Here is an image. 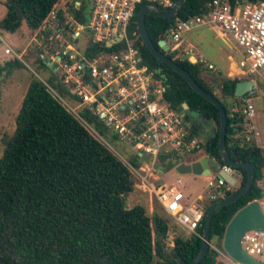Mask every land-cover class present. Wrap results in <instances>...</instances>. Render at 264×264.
Listing matches in <instances>:
<instances>
[{"label":"trees","instance_id":"trees-1","mask_svg":"<svg viewBox=\"0 0 264 264\" xmlns=\"http://www.w3.org/2000/svg\"><path fill=\"white\" fill-rule=\"evenodd\" d=\"M63 0H6V14L0 20V30L15 33L22 26L28 31L42 27L50 12ZM177 0H172L175 3ZM213 0H185L176 17L166 19L156 15L145 16V27L152 44L167 40L166 33L177 20L200 16L207 12ZM237 1V0H230ZM258 2L264 0H241ZM152 6L163 11L157 3L143 1L138 10ZM84 5L76 13L85 23ZM137 13L128 26L129 41L138 50L141 61L162 79L164 101L174 110L186 104L189 112L199 116L214 129L202 141V156L219 165L221 116L219 110L195 93L186 81L169 66L155 59L142 44L137 30ZM111 49L89 44V52H112ZM160 50V49H159ZM178 52L168 56L184 69L206 92L212 94L225 110L227 125L224 152L235 162L250 163L254 169V184L249 192L236 202L220 207L211 221L210 248L199 264H223L212 247L221 245L225 229L240 209L264 197L261 182L264 179L263 150L255 142L237 136L242 130L241 99L234 97L238 80L226 76L217 83L224 99L217 98L212 88L201 78L203 71H214L202 64L182 60ZM38 69L47 67L37 61ZM25 68L16 59L0 67V74L9 75L15 69ZM31 74V73H30ZM221 77V74L218 73ZM21 103V114L15 118L12 134L0 138V264H188L198 254L203 236L206 213L216 202L205 206L204 217L196 233L183 236L169 218L148 212L144 205L126 207V197L137 185L131 171L140 163L137 156L128 161L120 159L101 140L94 137L74 116L67 112L53 93L65 94L64 87L53 75L44 81L31 74ZM219 77L213 80H217ZM53 91H52V90ZM81 118L101 137L112 139L103 123L89 111ZM189 119L188 116L185 117ZM190 135L196 134L191 128ZM165 169L173 167L176 158L167 154ZM127 162V163H126ZM240 174L237 189L231 187L223 199L231 198L246 182L243 168H234ZM135 177V179H134ZM174 224V225H173ZM173 234L172 245L165 240Z\"/></svg>","mask_w":264,"mask_h":264},{"label":"built area","instance_id":"built-area-1","mask_svg":"<svg viewBox=\"0 0 264 264\" xmlns=\"http://www.w3.org/2000/svg\"><path fill=\"white\" fill-rule=\"evenodd\" d=\"M143 1L157 3L163 11L175 4L172 0H71L63 6H55L42 27L31 31L27 51L37 69V61L46 65L47 69L43 70L46 78L53 75L64 87L65 94L59 95L51 90L77 119L85 123L80 114L83 110L89 111L103 123L112 139L126 143L133 150L132 156L138 157L140 165L138 168L128 166L139 181L141 192L148 195L150 203L155 201L165 215L189 236L196 233L203 220L205 205L223 199L233 187L218 174L221 172L233 177L236 171L224 163L220 165L215 176L207 178L201 193L191 203L179 191V179L171 184L156 183L161 180L165 165L169 164L161 157L169 154L176 158L174 163H187L188 158L202 150L203 144L190 135L191 126L185 117L164 101L162 79L155 77L142 63L138 50L126 38L128 26ZM83 5L85 23L76 18ZM203 27H209L223 40L233 44L240 54L237 61L231 56L232 67L227 78L249 80L255 84V77L264 82V1L213 0L207 5L206 13L177 20L166 33V39L172 45L164 41L171 52L183 54L182 57L188 54L196 59V63L214 70L212 64L193 56V48L184 44L186 34ZM116 39L118 42L111 48L124 44L122 48L112 52H89V44L100 46ZM4 54L21 60V55L8 46ZM256 93L254 85L239 98L244 125L237 136L253 134L264 155V144H259L260 133L254 125L256 110L253 99ZM65 100L75 107L68 106ZM246 140H250L249 137ZM259 204L264 214V203ZM172 240L170 232L165 245L171 246ZM240 247L254 260L264 264L263 231L245 232ZM212 248L225 264H241L222 250Z\"/></svg>","mask_w":264,"mask_h":264},{"label":"rangeland","instance_id":"rangeland-1","mask_svg":"<svg viewBox=\"0 0 264 264\" xmlns=\"http://www.w3.org/2000/svg\"><path fill=\"white\" fill-rule=\"evenodd\" d=\"M5 1L6 0H0V20L6 14V8L4 6ZM69 1L71 0H63L59 6H63L64 3ZM130 33L131 32L127 29L126 38L128 40ZM31 36V32L28 31L25 26H22L13 34L0 30V67H2L5 62L13 59L12 56H7L4 54V50L7 46L10 47L16 54L21 55V60L19 61L25 66V68L15 69L9 75H5L4 72L0 74V138L3 134H12L15 130V118L21 109L23 97L32 78L31 74L40 80H45L46 78L45 73L35 67L28 54L27 46ZM184 39L196 48L195 50H191L195 57L198 59H205L207 63H210L215 67L214 71H203L201 73V78L212 88L213 93L217 98L224 99V96L222 95L217 83L220 81V78L225 77L224 73L227 69V57L231 55L233 56L234 61H237L240 59V54L234 48L233 44L223 40L209 27L193 30L186 34ZM166 41L168 44L172 45L169 43V40ZM218 73L221 74V77L218 75ZM217 77H219L217 80H213ZM253 79L257 89V93L253 99L256 110L254 125L256 126L257 131L260 133V144H264L262 138L264 136V82H261L255 77H253ZM58 100L64 109L77 119L75 114L72 113L59 98ZM65 102L71 108L75 107L70 103L69 100H65ZM77 120L95 137L91 130L92 127L87 122L83 123L79 119ZM208 131L209 127H203L197 134V139L203 141L208 134ZM242 135L243 134L239 136ZM243 136H246V134ZM246 137H249L250 141L255 142L253 134H248ZM102 139L103 140H99H101L120 159L128 161L132 157L133 150L126 143L115 141L109 137H102ZM1 154L2 147L0 146V156ZM202 155V152L199 151L193 157L199 158ZM188 160L189 158L187 159V162ZM211 170L212 174L215 176L216 171L213 168H211ZM233 176L236 177V173L233 174ZM178 178L181 180V186L178 187L179 191L183 192L185 195H190L191 199H193L200 192L201 188L205 186L207 181V177H197L192 174H173L171 176L168 175L167 177L160 176V179L166 184L175 183L176 179ZM240 178L241 177L238 178L237 183L233 186L234 189L239 187ZM136 180L137 179H135V181ZM261 187L264 189V179L261 182ZM260 201L264 202V197ZM125 202L127 208H131L134 205L140 204L144 205L148 212L155 211L156 213L165 216L162 209L156 204V202L153 201L150 203L148 195L141 192L138 180L134 191L126 197ZM166 219L169 220L167 217ZM176 228L178 233L185 237L188 236L183 229L178 226H176ZM218 248L224 252L221 245ZM218 260L219 262L225 264L221 258H218Z\"/></svg>","mask_w":264,"mask_h":264},{"label":"water","instance_id":"water-1","mask_svg":"<svg viewBox=\"0 0 264 264\" xmlns=\"http://www.w3.org/2000/svg\"><path fill=\"white\" fill-rule=\"evenodd\" d=\"M184 2L185 0H177L172 8L164 11H159L152 6H144L140 8L137 13V21H136L139 36L141 38L142 44L147 48L149 53L155 59H157L162 64L169 66L174 72L178 73L195 93L200 95L203 99H205L210 104L214 105L216 109L219 110L221 116V124H220V132H219L220 138H219L218 150L221 159L224 164L228 165L231 168L245 169L247 174V179L245 184L231 198L220 199L216 201L206 213L203 221V236H202V243L200 250L198 254L194 257V259H192V261L188 263V264H199L204 260L210 248L209 238H210L211 221L214 214L218 212L217 207L230 205L236 202L237 200L241 199L242 197H244L254 184L255 174H254V169L250 163L235 162L229 157L227 153L224 152V139L226 136L227 118H226L225 110L222 107V104L212 94L206 92L201 87H199V85L184 69H182L171 58L168 57L171 51L169 49V46L166 44L164 40H160L158 42L157 45L160 49L159 50L152 44V42L148 37L144 22L146 15L152 14L166 19L174 18L182 8ZM116 42H118L117 39L107 43H101L100 46L104 48H111L113 44H115ZM182 60L183 61L188 60L192 64H196L197 62L194 57L189 56L188 54H185L182 57ZM254 85H255L254 82L249 80L238 81L235 85L234 97L241 98L251 89H253ZM177 112L182 117H186V116H188L189 118L194 117V115H192L189 112L188 106L185 103L182 104V106L177 109ZM18 113L21 114L22 110L20 109ZM206 123L209 127V131L213 132L214 129L209 125L208 122ZM174 168L175 171L180 175L192 174L194 176L206 177L211 175L212 173L211 168L217 171L220 168V165L215 163L214 161H211L207 157H203L201 160L191 163H181V164L174 163ZM218 177L222 178L223 180L234 186L236 184V181L238 180L239 174H237L236 177L234 176L232 177L228 174H222L220 172L218 174ZM251 230H258L264 232V214L260 209L259 201H253L250 204L243 207L242 209H240L238 212H236V214L232 217V219L230 220V222L228 223L225 229V233L221 242V247L227 256H229L231 259H233L238 263L262 264L254 260L248 254H246L240 247L241 237L245 232Z\"/></svg>","mask_w":264,"mask_h":264},{"label":"crops","instance_id":"crops-1","mask_svg":"<svg viewBox=\"0 0 264 264\" xmlns=\"http://www.w3.org/2000/svg\"><path fill=\"white\" fill-rule=\"evenodd\" d=\"M184 44H185V46H188V47H191V48H193L194 50L196 49L191 43H189V42H187V41H185L184 42ZM194 56V55H193ZM232 57H231V55H229L228 57H227V69H226V71H225V73H224V75L227 77V74L230 72V69H231V64H232V62L230 61V59H231ZM214 70H215V67H214ZM217 70V69H216ZM218 71V70H217ZM194 137L195 138H197L198 137V135L197 134H194ZM263 138V141H264V136L262 137ZM114 140V139H113ZM261 142V141H260ZM260 144V143H259ZM197 154V153H196ZM196 154H194L193 156H195ZM190 157L189 158V160H188V162L187 163H191V162H195V161H199V160H201L202 158H203V156H201V157H199V158H195V157ZM164 174H162L161 176H164V177H167L168 175H173V174H178L176 171H175V168H171L170 170H168V171H166L165 169H164ZM212 172V171H211ZM217 172V171H216ZM237 174H239V173H237L236 172V175ZM211 176H213V174L211 173V175L210 176H206L207 178L208 177H211ZM197 177H205V176H197ZM239 177H241L240 176V174H239ZM238 177V178H239ZM179 179V178H178ZM180 180V179H179ZM181 181V180H180ZM207 182V181H206ZM156 183L157 184H161V183H165V182H163V180H158V181H156ZM236 183H237V181H236ZM204 187H202L201 188V190H200V192L193 198V199H191V196L190 195H185L184 193V196L187 198V202L188 203H191V202H193L194 200H195V198L201 193V191H202V189H203ZM260 203H264V202H262V201H259ZM206 206V205H205Z\"/></svg>","mask_w":264,"mask_h":264},{"label":"flooded vegetation","instance_id":"flooded-vegetation-1","mask_svg":"<svg viewBox=\"0 0 264 264\" xmlns=\"http://www.w3.org/2000/svg\"><path fill=\"white\" fill-rule=\"evenodd\" d=\"M187 121L189 122L191 128L192 127L195 128L196 134H198L203 127H207L208 128V125H207L206 121L203 120L199 116H194L192 118H189Z\"/></svg>","mask_w":264,"mask_h":264}]
</instances>
